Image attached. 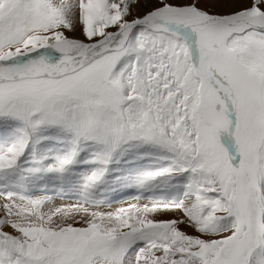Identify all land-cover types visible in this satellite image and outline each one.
<instances>
[{
	"label": "snow or ice",
	"instance_id": "obj_1",
	"mask_svg": "<svg viewBox=\"0 0 264 264\" xmlns=\"http://www.w3.org/2000/svg\"><path fill=\"white\" fill-rule=\"evenodd\" d=\"M0 264H264V0H0Z\"/></svg>",
	"mask_w": 264,
	"mask_h": 264
},
{
	"label": "rangeland",
	"instance_id": "obj_2",
	"mask_svg": "<svg viewBox=\"0 0 264 264\" xmlns=\"http://www.w3.org/2000/svg\"><path fill=\"white\" fill-rule=\"evenodd\" d=\"M140 8H141V10H143V6L142 5L140 6Z\"/></svg>",
	"mask_w": 264,
	"mask_h": 264
},
{
	"label": "bare ground",
	"instance_id": "obj_3",
	"mask_svg": "<svg viewBox=\"0 0 264 264\" xmlns=\"http://www.w3.org/2000/svg\"><path fill=\"white\" fill-rule=\"evenodd\" d=\"M141 9V8H140Z\"/></svg>",
	"mask_w": 264,
	"mask_h": 264
}]
</instances>
